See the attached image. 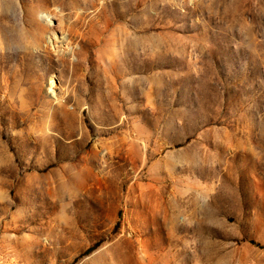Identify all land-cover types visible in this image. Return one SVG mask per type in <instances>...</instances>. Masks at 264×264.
I'll list each match as a JSON object with an SVG mask.
<instances>
[{
    "label": "rangeland",
    "instance_id": "1",
    "mask_svg": "<svg viewBox=\"0 0 264 264\" xmlns=\"http://www.w3.org/2000/svg\"><path fill=\"white\" fill-rule=\"evenodd\" d=\"M0 264H264V0H0Z\"/></svg>",
    "mask_w": 264,
    "mask_h": 264
}]
</instances>
